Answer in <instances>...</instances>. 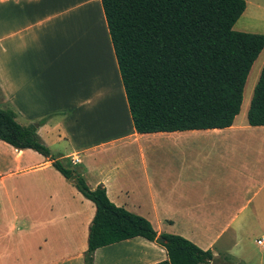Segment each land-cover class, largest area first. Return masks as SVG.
Here are the masks:
<instances>
[{"label": "crops", "instance_id": "0c3cea01", "mask_svg": "<svg viewBox=\"0 0 264 264\" xmlns=\"http://www.w3.org/2000/svg\"><path fill=\"white\" fill-rule=\"evenodd\" d=\"M252 92L231 127L139 134L101 0H0V108L54 133V147L43 140L54 157H80L87 184L159 236L235 264H264V126L248 122ZM95 214L52 161L0 140V264H85ZM167 259L142 237L94 254V264Z\"/></svg>", "mask_w": 264, "mask_h": 264}, {"label": "trees", "instance_id": "16d2710c", "mask_svg": "<svg viewBox=\"0 0 264 264\" xmlns=\"http://www.w3.org/2000/svg\"><path fill=\"white\" fill-rule=\"evenodd\" d=\"M135 131L139 134L231 127L240 114L250 71L264 50V35L233 28L246 0H101ZM0 108V140L33 149L52 161L96 206L85 264L103 247L142 237L158 242L168 259L155 264H235L190 240L158 235L146 218L114 204L103 185L92 189L73 164L57 159L37 127L23 126ZM248 122L264 126V67Z\"/></svg>", "mask_w": 264, "mask_h": 264}, {"label": "rangeland", "instance_id": "374dc122", "mask_svg": "<svg viewBox=\"0 0 264 264\" xmlns=\"http://www.w3.org/2000/svg\"><path fill=\"white\" fill-rule=\"evenodd\" d=\"M246 2H247V9L244 12V14L242 15V17L235 24L233 29L237 32H245V33L264 35V0H246ZM260 66H262V69H263V67H264V50L262 51V53L260 54V56L258 57L256 62L254 63L252 70L250 72V75L248 77L246 87H245V92H244L245 99L249 95L251 89H253V92L255 90V87L258 83V80H256V76L258 75L259 69L261 68ZM262 69H261V71H262ZM255 82H256V84H255ZM254 84H255V86L252 87ZM32 125L36 126L37 124L34 123ZM40 135H41L40 138L42 140L47 141L48 144L49 143L51 144L52 140L55 139L54 133L48 135L46 133L41 132ZM51 145H52V147H54L55 144L52 143ZM59 147L61 148L62 151H64L63 143ZM57 151L58 150L57 149L55 150L54 148L52 150V152L56 156L59 153ZM62 151H61V153H63Z\"/></svg>", "mask_w": 264, "mask_h": 264}, {"label": "built area", "instance_id": "2783aa9c", "mask_svg": "<svg viewBox=\"0 0 264 264\" xmlns=\"http://www.w3.org/2000/svg\"><path fill=\"white\" fill-rule=\"evenodd\" d=\"M80 162H81V158L80 157H77V158H75V159L72 160V164L73 165H76V164H78ZM257 243L264 248V241L262 239H259L257 241Z\"/></svg>", "mask_w": 264, "mask_h": 264}, {"label": "water", "instance_id": "95a60500", "mask_svg": "<svg viewBox=\"0 0 264 264\" xmlns=\"http://www.w3.org/2000/svg\"><path fill=\"white\" fill-rule=\"evenodd\" d=\"M36 127H37V125H36ZM164 241H165L164 239L158 238V242H164Z\"/></svg>", "mask_w": 264, "mask_h": 264}]
</instances>
